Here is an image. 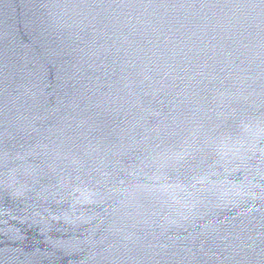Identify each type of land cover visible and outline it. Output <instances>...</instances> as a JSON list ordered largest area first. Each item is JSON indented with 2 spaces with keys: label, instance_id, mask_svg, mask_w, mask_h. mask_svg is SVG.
Masks as SVG:
<instances>
[{
  "label": "water",
  "instance_id": "water-1",
  "mask_svg": "<svg viewBox=\"0 0 264 264\" xmlns=\"http://www.w3.org/2000/svg\"><path fill=\"white\" fill-rule=\"evenodd\" d=\"M0 264H264V0H0Z\"/></svg>",
  "mask_w": 264,
  "mask_h": 264
}]
</instances>
